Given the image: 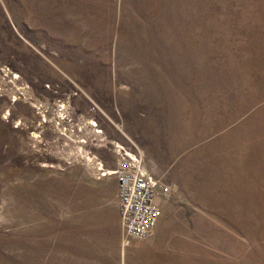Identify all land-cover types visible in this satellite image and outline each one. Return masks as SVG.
I'll return each mask as SVG.
<instances>
[{
    "label": "rangeland",
    "instance_id": "374dc122",
    "mask_svg": "<svg viewBox=\"0 0 264 264\" xmlns=\"http://www.w3.org/2000/svg\"><path fill=\"white\" fill-rule=\"evenodd\" d=\"M0 264H264V0H0Z\"/></svg>",
    "mask_w": 264,
    "mask_h": 264
},
{
    "label": "built area",
    "instance_id": "2783aa9c",
    "mask_svg": "<svg viewBox=\"0 0 264 264\" xmlns=\"http://www.w3.org/2000/svg\"><path fill=\"white\" fill-rule=\"evenodd\" d=\"M118 160L112 173L117 182L118 210L126 239L142 238L149 234L160 215L154 199L156 181L145 169L139 154L129 148L117 145Z\"/></svg>",
    "mask_w": 264,
    "mask_h": 264
},
{
    "label": "crops",
    "instance_id": "0c3cea01",
    "mask_svg": "<svg viewBox=\"0 0 264 264\" xmlns=\"http://www.w3.org/2000/svg\"><path fill=\"white\" fill-rule=\"evenodd\" d=\"M156 201H157V199H156ZM158 202V201H157Z\"/></svg>",
    "mask_w": 264,
    "mask_h": 264
},
{
    "label": "bare ground",
    "instance_id": "6f19581e",
    "mask_svg": "<svg viewBox=\"0 0 264 264\" xmlns=\"http://www.w3.org/2000/svg\"><path fill=\"white\" fill-rule=\"evenodd\" d=\"M64 111V110H63ZM157 202V201H156Z\"/></svg>",
    "mask_w": 264,
    "mask_h": 264
}]
</instances>
